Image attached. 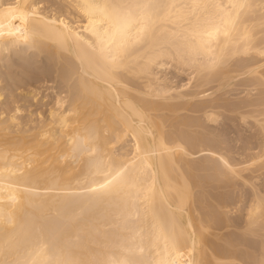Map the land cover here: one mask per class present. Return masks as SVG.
<instances>
[{
  "label": "bare ground",
  "instance_id": "1",
  "mask_svg": "<svg viewBox=\"0 0 264 264\" xmlns=\"http://www.w3.org/2000/svg\"><path fill=\"white\" fill-rule=\"evenodd\" d=\"M44 1L0 0V264H264V0Z\"/></svg>",
  "mask_w": 264,
  "mask_h": 264
},
{
  "label": "rangeland",
  "instance_id": "2",
  "mask_svg": "<svg viewBox=\"0 0 264 264\" xmlns=\"http://www.w3.org/2000/svg\"><path fill=\"white\" fill-rule=\"evenodd\" d=\"M45 1H49V2H52V4H57V3H59V1L58 0H45ZM44 1V5H46L47 3ZM57 1V2H56ZM61 3H62V1H61ZM43 58H42V57ZM45 56H46V53L44 54V52L43 53H41L40 55H39V57L38 56H33L32 57V55H31V61L29 60L28 62H30V63H28L27 62V64L26 65H22V67H12V69L10 68V71L11 70H13L14 72L12 73V74H17V72L18 71H21V69L25 72V74H24V76H26V74H27V72H28V74H27V76H29L30 78H32V79H27V80H24L23 82V85L22 86H17V88L14 90V94L15 95H17V99H18V104L19 105H21L22 106V112L20 113L22 116H23V118H29V114L30 113H32L33 114V116H34V118L36 119V118H38V116H36V114L35 113H37V112H41L42 114L41 115H46V108H47V105H45V103H44V101H39V100H37L36 101V103L35 102H33V101H30L28 98H23V96H22V92L23 91H26L27 89H29V88H35L39 93H38V97L39 96H46L45 97V101L47 100V101H49V100H51L52 99V95H53V93H54V90H53V88H51V87H49L50 85L52 86H54V83L51 81L52 80V77H51V75L50 74H48L47 75V77L49 78L48 80H45L46 81V84H45V81H43L42 80V74H41V72H43V70L45 69V71L44 72H46V73H49V71H48V69H46V68H48V66L46 67V65L44 66V62H45V64H47L48 65V62L46 61V60H44L45 59ZM36 59V60H35ZM16 60V59H15ZM38 61V62H35V61ZM39 60H40V62H39ZM43 60V61H42ZM18 61V62H17ZM34 61V62H33ZM33 62V63H32ZM47 62V63H46ZM16 63H19V60H16ZM42 63V64H41ZM29 64H31V65H29ZM40 65L42 66L43 65V67H40ZM29 66H31V67H29ZM15 70H14V69ZM26 68V69H25ZM40 70H39V69ZM19 69V70H18ZM35 69H37V72H36V70ZM26 70H27V72H26ZM33 70V71H32ZM47 70V71H46ZM2 71V70H1ZM6 71H7V69H6ZM9 70L7 71V72H10ZM41 71V72H40ZM7 72H4V73H7ZM42 75V76H41ZM177 81L176 82H181V79H183V76H176V78H175ZM34 80V81H33ZM37 80V81H36ZM31 81V82H30ZM33 81V82H32ZM29 82V83H28ZM51 82V83H50ZM30 84V85H29ZM44 84V85H43ZM48 87V88H47ZM58 89V88H57ZM4 97V95L1 97V99ZM51 97V98H50ZM6 101V98L5 99H3L1 102H5ZM39 102V103H38ZM42 103H44V105H42ZM51 104V103H50ZM216 110H217V112H218V114H220L219 115V117L217 118L218 119V121H217V123L216 124H211V128L213 127L214 128V130H213V132L215 131V133H220V138H221V140L222 141H224L225 143H223V144H219L220 145V147L221 146H223V148H224V151H228L229 152V156H231L232 158H233V156L235 157V151H241L240 149L241 148H243V145H244V147L247 145L246 144V142H248L249 140H250V136H249V134L251 135V130H249L248 131V129H247V127L245 128V127H243L244 125H242L241 126V124H237V121L235 120V119H233V117H231V116H233V115H231V113L229 114V113H226V112H228V111H226L225 109H223V108H219L218 107V109L217 108H215ZM44 113V114H43ZM35 114V115H34ZM194 114V113H193ZM197 114V113H196ZM198 114H200V113H198ZM229 114V115H228ZM20 115V116H21ZM26 115V116H25ZM21 116V117H22ZM33 116H32V118H33ZM36 116V117H35ZM231 117L230 119H232V120H228V118L229 117ZM235 120V121H234ZM232 122V123H231ZM232 126H233V128H232ZM235 127H237V128H235ZM222 128V129H221ZM220 129V130H219ZM234 129V130H233ZM217 130V131H216ZM218 130H219V132H218ZM224 130V131H223ZM235 131V132H234ZM223 132H225V133H223ZM224 134V135H223ZM238 134V135H237ZM237 137V138H236ZM248 137V138H247ZM236 139V140H235ZM246 139V140H245ZM228 144V145H227ZM246 144V145H245ZM250 145V144H249ZM227 147V148H226ZM240 147V148H239ZM223 148H222V150H223ZM229 149V150H228ZM238 149V150H237ZM233 154V155H232ZM205 172H209V171H205ZM209 186H207V188H208ZM196 189H198V188H196ZM210 188H208L207 190H209ZM211 190V189H210ZM207 201V200H206Z\"/></svg>",
  "mask_w": 264,
  "mask_h": 264
}]
</instances>
